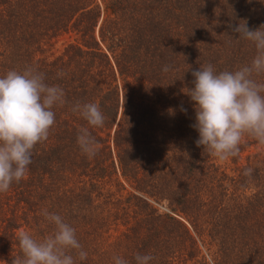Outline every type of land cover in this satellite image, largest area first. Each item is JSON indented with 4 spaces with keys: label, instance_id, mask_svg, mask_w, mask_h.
<instances>
[{
    "label": "trees",
    "instance_id": "16d2710c",
    "mask_svg": "<svg viewBox=\"0 0 264 264\" xmlns=\"http://www.w3.org/2000/svg\"><path fill=\"white\" fill-rule=\"evenodd\" d=\"M241 20L264 24V0H0V77L32 66L65 93L27 175L0 193V264L23 257L20 230L54 233L45 210L75 228L88 253L76 264H264V145L245 135L223 163L197 147L186 94L200 65L251 63L255 45L229 27ZM77 102L96 103L104 125ZM82 127L99 142L92 158Z\"/></svg>",
    "mask_w": 264,
    "mask_h": 264
},
{
    "label": "clouds",
    "instance_id": "9594fccd",
    "mask_svg": "<svg viewBox=\"0 0 264 264\" xmlns=\"http://www.w3.org/2000/svg\"><path fill=\"white\" fill-rule=\"evenodd\" d=\"M229 27L239 33V38L255 45V57L235 71L217 73L212 64L200 65L192 71L194 87L186 93L195 102L196 122L191 125L199 133L195 143L220 161L240 155L245 135L264 145V82L254 78L264 73V24L252 30L246 20H241L238 26ZM162 71H170V65H164ZM57 75L62 77L64 73ZM64 97L62 87L46 83L45 74L32 66H26L23 72L10 70L0 77V193L27 175L33 150L48 139L55 123L53 108L63 105ZM72 110L93 127L105 123L96 103L77 102ZM181 111L187 110L181 106ZM77 144L89 158L98 153L99 142L88 127L78 130ZM252 173V168H246L243 174L251 177ZM43 214L54 223V233L37 240L20 230L17 239L23 257H13L12 264H76L77 258L86 260L88 253L78 241L75 228L60 215L47 210ZM113 259L115 264H127L122 257ZM153 259L150 254L135 256L136 264H149Z\"/></svg>",
    "mask_w": 264,
    "mask_h": 264
},
{
    "label": "rangeland",
    "instance_id": "374dc122",
    "mask_svg": "<svg viewBox=\"0 0 264 264\" xmlns=\"http://www.w3.org/2000/svg\"><path fill=\"white\" fill-rule=\"evenodd\" d=\"M247 153H244V155H246ZM223 163V161H221Z\"/></svg>",
    "mask_w": 264,
    "mask_h": 264
}]
</instances>
